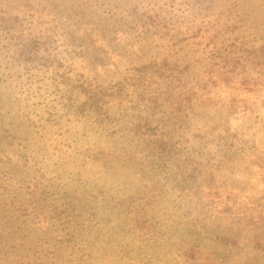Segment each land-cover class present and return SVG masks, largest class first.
<instances>
[{
  "label": "rangeland",
  "instance_id": "rangeland-1",
  "mask_svg": "<svg viewBox=\"0 0 264 264\" xmlns=\"http://www.w3.org/2000/svg\"><path fill=\"white\" fill-rule=\"evenodd\" d=\"M0 264H264V0H0Z\"/></svg>",
  "mask_w": 264,
  "mask_h": 264
},
{
  "label": "trees",
  "instance_id": "trees-1",
  "mask_svg": "<svg viewBox=\"0 0 264 264\" xmlns=\"http://www.w3.org/2000/svg\"><path fill=\"white\" fill-rule=\"evenodd\" d=\"M215 238H216V239H219V240L222 239V237H219L218 235L215 236ZM196 253H197V252H196ZM194 254H195V253H194ZM191 255H193V254H191Z\"/></svg>",
  "mask_w": 264,
  "mask_h": 264
}]
</instances>
